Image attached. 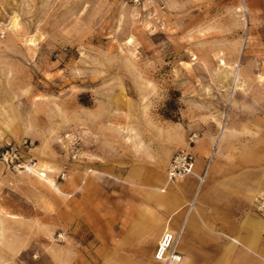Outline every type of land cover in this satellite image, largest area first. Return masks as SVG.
I'll return each instance as SVG.
<instances>
[{
  "label": "rangeland",
  "instance_id": "374dc122",
  "mask_svg": "<svg viewBox=\"0 0 264 264\" xmlns=\"http://www.w3.org/2000/svg\"><path fill=\"white\" fill-rule=\"evenodd\" d=\"M245 6L0 0V264H180L157 257L160 239L117 243L120 221H107L116 240L101 246L89 189L103 214L104 194L123 210L129 172L162 171L174 185L193 176L169 179L175 152L191 150L196 170L201 137L253 103L236 100L248 79L264 80V54L250 52L264 13ZM263 194L251 199L262 216Z\"/></svg>",
  "mask_w": 264,
  "mask_h": 264
},
{
  "label": "crops",
  "instance_id": "0c3cea01",
  "mask_svg": "<svg viewBox=\"0 0 264 264\" xmlns=\"http://www.w3.org/2000/svg\"><path fill=\"white\" fill-rule=\"evenodd\" d=\"M245 3L253 16L264 13V0ZM257 37L254 31L250 52L264 54V39L259 43ZM247 85L252 90L239 92L236 100L253 103L234 109L216 136L201 137L197 167L186 183L170 184L162 171L129 172L120 179L126 183L120 190L123 210L104 194L98 199L103 214L96 211V192L89 189L88 225L101 246L116 237L126 245L147 238L154 243L170 232L180 234V264H264V216L251 203L257 191L264 193V80L251 78ZM201 175L204 182L196 193ZM109 220L113 227L116 221L121 225L113 240L106 230Z\"/></svg>",
  "mask_w": 264,
  "mask_h": 264
},
{
  "label": "built area",
  "instance_id": "2783aa9c",
  "mask_svg": "<svg viewBox=\"0 0 264 264\" xmlns=\"http://www.w3.org/2000/svg\"><path fill=\"white\" fill-rule=\"evenodd\" d=\"M135 2H140L141 0H134ZM245 10L248 9L245 6ZM195 134L190 137V142H195ZM196 165V158L191 150L189 149H179L175 152L170 162L168 168L169 179L174 182L176 180L182 179L190 174L194 173V168ZM204 181V177L201 178V183ZM258 209L264 211V194L255 198ZM176 240V241H175ZM164 244H166V249L161 253H157V257L162 260H168L169 262L180 261V255L176 253L175 245L177 239L173 234L167 233L164 236Z\"/></svg>",
  "mask_w": 264,
  "mask_h": 264
},
{
  "label": "bare ground",
  "instance_id": "6f19581e",
  "mask_svg": "<svg viewBox=\"0 0 264 264\" xmlns=\"http://www.w3.org/2000/svg\"><path fill=\"white\" fill-rule=\"evenodd\" d=\"M223 64H225V62L223 61L222 62ZM237 74V73H236ZM237 79H239V78H237ZM168 230V229H167ZM167 233H170V232H165L164 234H163V236H162V238H161V240H160V243H159V246H158V249H157V251H156V253H161L163 250H165L166 249V244H164V236L167 234ZM170 234H172V233H170ZM173 236H175V238H176V235H174L173 234ZM177 239V238H176ZM176 241V240H175ZM180 259V261L179 262H181V260H182V258L180 257L179 258Z\"/></svg>",
  "mask_w": 264,
  "mask_h": 264
}]
</instances>
